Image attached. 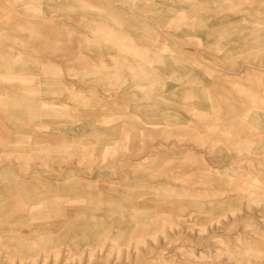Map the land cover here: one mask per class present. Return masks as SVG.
I'll return each mask as SVG.
<instances>
[{
    "label": "rangeland",
    "instance_id": "obj_1",
    "mask_svg": "<svg viewBox=\"0 0 264 264\" xmlns=\"http://www.w3.org/2000/svg\"><path fill=\"white\" fill-rule=\"evenodd\" d=\"M0 264H264V0H0Z\"/></svg>",
    "mask_w": 264,
    "mask_h": 264
}]
</instances>
